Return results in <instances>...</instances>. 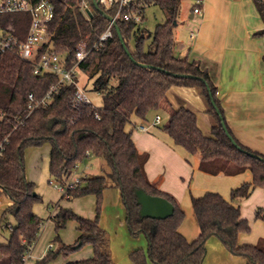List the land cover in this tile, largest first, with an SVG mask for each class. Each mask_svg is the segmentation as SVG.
I'll return each mask as SVG.
<instances>
[{
	"label": "trees",
	"instance_id": "obj_1",
	"mask_svg": "<svg viewBox=\"0 0 264 264\" xmlns=\"http://www.w3.org/2000/svg\"><path fill=\"white\" fill-rule=\"evenodd\" d=\"M51 1L54 16L48 22L50 41L41 51L52 50L66 56L67 66L72 67L77 63V47L83 42L91 47L110 21L100 12L87 18L81 9L83 0ZM182 1L143 0L139 3L140 23L117 19L132 57L154 67L137 65L125 51L115 28L102 47L91 50L79 62V71L89 75L92 87L101 95L102 104L97 107L88 104L74 107L71 97L76 86L65 84L53 93L48 105L29 112V94L33 93L37 99L45 97L50 88L58 84V77L52 73L36 74L33 63L18 54V45L25 40L30 27L31 14L13 12L0 16L2 36L12 35L17 40L13 48L0 51V197L5 195L11 201L2 211L0 226L8 216L15 220L14 225L6 224L11 234L7 243L0 244V264H23L41 230L43 219L34 212L33 206L42 201V197L36 192L35 183L26 177L25 152L29 147L45 143L51 145L50 176L61 185H66L78 164L89 156L103 159L109 170L103 175L82 177L76 187L65 189L62 198L95 195L96 215L87 218L70 208L60 207L53 217L56 230L75 220L79 237L71 245L57 236V249L50 248L33 264H47L86 243L93 246L94 255L65 264H116L110 236L100 224L103 194L110 187L121 191L130 233L135 237L144 234L147 238V250L131 252L133 263L148 264L150 260L154 264H202L207 241L216 236L233 255L247 259L250 264H264V246L239 243L240 233H249L251 226L234 202L248 197L255 187L264 188V160L259 158L264 155L243 145L229 127L218 86L203 61L190 55L185 58L176 55L175 21ZM254 3L264 20V0H254ZM150 4L161 7L167 16L152 32L143 26L145 8ZM108 13L114 15L113 10ZM258 34H264V29ZM173 86L194 87L199 91L207 106L212 132L205 135L198 126L196 113L185 107L172 109L162 129L189 153L201 154L202 170L233 175L249 169L253 175L251 182L232 189L231 200L216 191L192 197L200 227V234L194 240H188L179 230L185 218L180 202L148 179L145 170L148 154L139 152L127 130L134 116L146 119L151 111L160 109ZM227 132L246 152L233 144ZM139 189L169 200L174 205V213L164 219L143 217L136 193ZM255 216L257 219L264 217V209L257 208Z\"/></svg>",
	"mask_w": 264,
	"mask_h": 264
},
{
	"label": "crops",
	"instance_id": "obj_2",
	"mask_svg": "<svg viewBox=\"0 0 264 264\" xmlns=\"http://www.w3.org/2000/svg\"><path fill=\"white\" fill-rule=\"evenodd\" d=\"M189 17L196 19L198 27L196 31L189 32L187 41L178 39L175 34V51L179 53L176 55L180 58L190 55L203 61L204 66L210 69L218 86V94L222 100L229 127L243 145L264 155V34H258L264 29V20L254 0L251 2L204 0L203 13L194 15L190 10ZM191 32H194L193 37L190 36ZM2 34L3 32L0 38ZM180 107L194 111L199 128L205 135H211L212 123L207 113L206 103L196 88L186 86L170 88L167 92V102L160 109L151 111L146 119L134 116L131 123L127 125V130L131 132L139 152L148 154L145 163L148 179L157 188L170 193L180 202L185 211V218L179 230L188 240H194L200 234V227L194 215L192 197H200L207 191H216L227 200H231L232 189L244 182H251L253 175L249 169L233 175L226 174L224 171L212 174L202 170L200 168L201 154L189 153L184 147L177 145L162 129V126L168 122L171 110ZM160 112L165 114V124H162ZM153 115H160V124L153 125L149 122L153 121ZM141 124L148 125V130L141 131L138 128ZM50 153L51 145L49 161L46 162V171L48 169L49 175ZM90 157L94 156L88 158ZM87 159L82 162H86ZM79 164L70 179L93 175L87 172V168L80 173ZM27 179L34 182L33 178L27 177ZM234 202L240 206L241 216L249 221L251 231L258 226L260 228L258 235L264 239V217L257 219L255 216L257 208L264 209V188L255 187L248 197L236 199ZM9 204L11 201L8 198L7 205ZM57 212L58 207L43 223L41 237L45 230L50 229L52 217ZM107 220L108 214L105 213L100 220L103 228ZM251 231L240 233L238 240L241 244H255L253 243L255 239L250 237ZM206 247V256L202 264H250L247 259L235 256L228 251L216 236L207 241ZM136 249L142 248H134L132 251ZM48 250V245L40 246L39 239H36L23 264H33ZM91 253L90 249L86 257ZM112 257L116 264H120L113 250ZM125 263L130 264L127 261Z\"/></svg>",
	"mask_w": 264,
	"mask_h": 264
},
{
	"label": "rangeland",
	"instance_id": "obj_3",
	"mask_svg": "<svg viewBox=\"0 0 264 264\" xmlns=\"http://www.w3.org/2000/svg\"><path fill=\"white\" fill-rule=\"evenodd\" d=\"M247 2H251V0H247ZM191 5L192 2L190 0L182 1L180 5V13L177 18V24L175 25V34L180 40L183 39L187 41L189 32L191 30L196 31L198 27L195 21L196 19L193 20L189 17ZM166 17L167 16L165 11L161 9V7H159L158 5H147L145 8L146 20L143 26L147 30L152 32L154 31L157 24L165 22ZM1 32L2 30L0 29V34ZM263 36H261V38H263ZM176 54H179L178 51H176ZM79 75L80 82L82 84H88L89 87H92V81L89 79L88 74L80 72ZM92 99L95 105L99 106L102 104L100 94L94 93L92 95ZM160 114L162 116V124H165V114L163 112H160ZM153 118H155V115H153ZM149 122L152 123V121ZM49 149V143H45L40 146L29 147L25 155L26 175L27 177L33 178L32 180L35 182V190L42 197V201L36 202L34 204V211L38 214L39 217L43 219V223H45L46 220L50 218L51 213L57 207L58 210L60 207L70 208L75 213L83 217L94 218L96 215L95 195L89 194L80 197H75L72 199L62 198L63 192H61L59 189V183L54 181L53 178L49 175L48 169L46 171V162L49 161ZM79 165L80 173H83V171L87 168V172L92 173V176L103 175L108 172L106 170H109V167L106 165L103 159L95 157H90L87 159L86 162H80ZM50 179L52 180L49 182ZM7 199L8 198L5 195L0 197V221L2 211L7 206ZM258 200L260 201V199ZM105 213L108 214V220L107 223L103 226L111 237V247L116 257V260H118L120 264H124L125 261L130 264H135L130 258L132 249L142 248L143 250H147L148 243L144 234H140L135 237L130 233L126 221V209L121 198V192L118 188L110 187L104 191L101 217H104ZM7 223H11L12 225L15 224V220L12 216H8L6 220L2 221V224L0 226V244H5L9 241L11 231L10 228L6 227ZM77 228L78 223L75 220H70L67 222L64 228L58 231L56 230V224L53 220L50 229L45 230L44 235L42 237L41 232L43 231V227H41L37 239H39L40 246L49 245V242H52V249L55 250L59 246V242L56 240L57 236H59V239H61L66 244H75L79 237V230ZM259 229L260 228L256 226L255 229L251 231L250 237L251 239H255L253 243H259L264 246V239H262V236L258 235ZM90 249L92 250V253L91 255L86 257V254ZM127 251L129 252L127 253ZM93 255V246L89 243H86L79 249L69 253L67 256L60 254L47 264H63L65 259V263H67L69 261H77L91 258ZM148 264L154 263L149 260Z\"/></svg>",
	"mask_w": 264,
	"mask_h": 264
},
{
	"label": "built area",
	"instance_id": "obj_4",
	"mask_svg": "<svg viewBox=\"0 0 264 264\" xmlns=\"http://www.w3.org/2000/svg\"><path fill=\"white\" fill-rule=\"evenodd\" d=\"M100 7L107 13L109 10L114 11V15H111L115 20L118 18L126 21H134L140 23L142 21V10L139 8V3L143 0H97ZM192 2L191 12L194 15H201L203 13L204 0H190ZM81 9L85 16L90 18L95 15V8L89 0H83L81 3ZM13 12H29L31 14V23L24 41L18 45V54L22 59L33 63L34 72L39 75L46 73H52L57 75L58 84L53 85L45 97L37 99L33 93L29 94L28 108L29 112H32L39 106H46L52 100V95L57 91L60 85L74 84L76 86L75 92L71 97V104L74 107H80L82 105H92L97 107L92 99V95L99 94L93 87H89L88 84H82L80 80L79 62L86 58L88 53L93 49H99L113 34V23L109 22L106 30L99 36L97 41L88 47L86 43H81L75 51V58L77 63L68 67L66 64V56L60 55L54 51L46 50L41 51L44 44L49 43L50 34L48 31V22L54 16V5L51 0H39L32 2L31 0H0V16L5 13ZM194 32L190 33L193 37ZM17 44V40L12 35H3L0 38V51L13 48ZM96 117L100 118V113L96 112ZM161 117L156 115L152 121L153 125L160 124ZM148 125L141 124L138 128L141 131H147ZM2 144H0V157L2 156ZM81 182L80 177H74L70 179L66 185L59 184V189L64 192L67 187H76ZM53 243L48 245V248H52ZM29 254V253H28ZM28 254L25 256L27 259Z\"/></svg>",
	"mask_w": 264,
	"mask_h": 264
},
{
	"label": "water",
	"instance_id": "obj_5",
	"mask_svg": "<svg viewBox=\"0 0 264 264\" xmlns=\"http://www.w3.org/2000/svg\"><path fill=\"white\" fill-rule=\"evenodd\" d=\"M92 4L95 8V12H100L102 14L105 15V17L113 23V26L114 28L116 29V32L119 36V39L121 40L122 42V45L125 49V51L128 53V55H130L131 59L137 64V65H140L142 67H145V68H152L154 67L153 65H150V64H144V63H140L138 61H136L132 55H131V52L127 46V44L125 43L124 41V38L122 36V33H121V29H120V26L118 24V21L115 20L109 13H107L104 9H102L98 3L97 0H92ZM176 23V21H175ZM169 72V71H168ZM170 73V72H169ZM176 75H179V76H184V74H176ZM212 103L214 104L215 108L217 109L218 113H220V110L218 109L216 103H215V100L212 98ZM221 119H223V116L221 115L220 116ZM223 124V127L225 130H227L226 128V124L225 122L223 121L222 122ZM228 133V132H227ZM228 136L229 138L231 139V141L233 142V144L240 150L242 151H245L236 141L235 139L233 138L232 135H230L228 133ZM246 152V151H245ZM249 154L251 155H254L253 153L251 152H248ZM260 159L264 160V158L262 157H259ZM137 198H138V203L140 204V213L143 217H148V218H152V219H164V218H167L169 216H171L173 213H174V205L169 201L167 200L166 198L164 197H161V196H152V195H149L147 194L145 191L139 189L137 190Z\"/></svg>",
	"mask_w": 264,
	"mask_h": 264
}]
</instances>
